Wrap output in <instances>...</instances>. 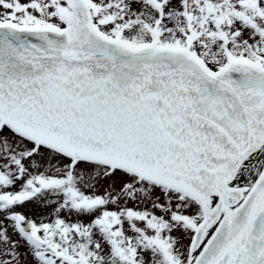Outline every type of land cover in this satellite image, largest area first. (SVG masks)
I'll return each instance as SVG.
<instances>
[{"label": "snow or ice", "instance_id": "snow-or-ice-1", "mask_svg": "<svg viewBox=\"0 0 264 264\" xmlns=\"http://www.w3.org/2000/svg\"><path fill=\"white\" fill-rule=\"evenodd\" d=\"M0 264H264V0H0Z\"/></svg>", "mask_w": 264, "mask_h": 264}]
</instances>
